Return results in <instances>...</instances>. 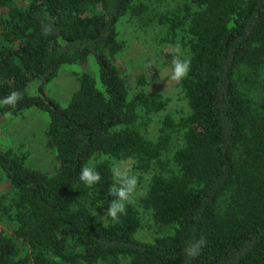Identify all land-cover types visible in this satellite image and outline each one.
I'll use <instances>...</instances> for the list:
<instances>
[{
  "label": "trees",
  "instance_id": "16d2710c",
  "mask_svg": "<svg viewBox=\"0 0 264 264\" xmlns=\"http://www.w3.org/2000/svg\"><path fill=\"white\" fill-rule=\"evenodd\" d=\"M123 15L171 68L176 49L191 61L176 119L119 57ZM89 58L96 75L79 72L59 103L48 81ZM14 91L23 99L0 106V126L43 111L53 165L0 138V264H264V0H0V100ZM127 159L138 184L117 222L111 169ZM84 166L101 174L93 188ZM144 215L150 239L137 234Z\"/></svg>",
  "mask_w": 264,
  "mask_h": 264
},
{
  "label": "rangeland",
  "instance_id": "374dc122",
  "mask_svg": "<svg viewBox=\"0 0 264 264\" xmlns=\"http://www.w3.org/2000/svg\"><path fill=\"white\" fill-rule=\"evenodd\" d=\"M128 20L126 15H123L115 25L118 35L126 39V46L118 55L123 60L129 61L134 72H141L148 78L149 84L146 88L168 97L165 111H168L169 115L176 119V116L184 111L185 105L176 82L169 80L168 75L171 72V66L168 62L164 63V56L158 48V44L149 36L142 34L143 32L133 30L131 22ZM81 71L89 72L92 76H95L96 64L94 60L89 58L88 62L83 65L69 64L60 68L47 83L48 93L59 103L64 104L71 91L76 87L77 80L75 77ZM161 113L158 115H161ZM155 116L146 126L147 133L150 136L155 134V129L158 126ZM4 119L0 126V138L8 143L12 141L13 145L20 142L24 143L30 156V164L44 170H50L53 165V152L51 149L45 148L43 144V129L46 124L45 113L31 108L22 115ZM123 162L130 167L129 159ZM1 184L5 185L3 182ZM146 217L142 220L137 234L141 238L150 239L156 230Z\"/></svg>",
  "mask_w": 264,
  "mask_h": 264
},
{
  "label": "clouds",
  "instance_id": "9594fccd",
  "mask_svg": "<svg viewBox=\"0 0 264 264\" xmlns=\"http://www.w3.org/2000/svg\"><path fill=\"white\" fill-rule=\"evenodd\" d=\"M45 35L51 32V25L43 27ZM176 55H174L171 61L172 68L168 75L170 81L180 83L184 80L191 68V61L187 58H181L179 50L176 49ZM151 67V65H149ZM32 94H35V89L32 90ZM24 93L14 91L8 94L3 100H0V106L15 107L16 104L23 99ZM111 174L113 177L112 186L108 190L109 195L115 196L116 199L110 203L107 209L106 216L111 217L113 221H119L121 214H126V206L133 203V197L136 193L138 179L136 175L132 173L130 167H128L123 161L117 162L112 169ZM102 177L99 171L93 166H84L79 174V180L87 187L93 188L94 185L99 184ZM206 239L203 237L197 241H193L185 249L186 257H195L199 254L200 249L206 246ZM187 264V262H185Z\"/></svg>",
  "mask_w": 264,
  "mask_h": 264
}]
</instances>
